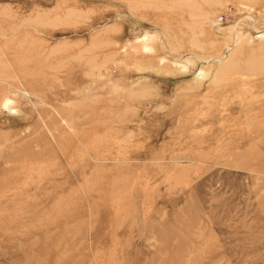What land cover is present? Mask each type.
I'll use <instances>...</instances> for the list:
<instances>
[{
    "label": "rangeland",
    "instance_id": "obj_1",
    "mask_svg": "<svg viewBox=\"0 0 264 264\" xmlns=\"http://www.w3.org/2000/svg\"><path fill=\"white\" fill-rule=\"evenodd\" d=\"M263 35L264 0H0V264H264Z\"/></svg>",
    "mask_w": 264,
    "mask_h": 264
},
{
    "label": "bare ground",
    "instance_id": "obj_2",
    "mask_svg": "<svg viewBox=\"0 0 264 264\" xmlns=\"http://www.w3.org/2000/svg\"><path fill=\"white\" fill-rule=\"evenodd\" d=\"M264 36V35H263ZM263 36H261V37H263ZM228 52H229V50H228ZM227 58H228V55H227Z\"/></svg>",
    "mask_w": 264,
    "mask_h": 264
}]
</instances>
